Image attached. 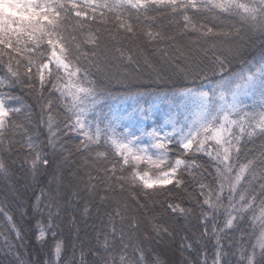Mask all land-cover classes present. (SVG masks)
Returning a JSON list of instances; mask_svg holds the SVG:
<instances>
[{"label":"snow or ice","instance_id":"6c2138e0","mask_svg":"<svg viewBox=\"0 0 264 264\" xmlns=\"http://www.w3.org/2000/svg\"><path fill=\"white\" fill-rule=\"evenodd\" d=\"M157 7L180 17L179 34L195 35L197 43L213 42L207 50L197 49L204 59L189 65L190 57L175 47V36L151 27L144 30L149 42L170 44L184 63L183 68L174 67L191 86L171 92L159 74L148 84L111 75L95 27L135 35L134 21L147 20ZM202 16L209 23L199 22ZM222 17L237 23H223ZM241 29L264 37V0H0V62L5 69L0 76V177L7 182L14 175L11 153L19 145L17 154L25 153L19 157V170L27 167L33 180L47 181L21 214H35L34 239L38 246L47 245V259L27 261L14 252L13 264H76L66 256L67 238L61 232L66 192L91 202V208L84 203L83 213L94 209L100 225L94 229L96 245L81 251L80 264H174L165 251L172 249L174 230L166 225L193 214L177 203L186 177L196 179L202 197L195 201L203 230L199 238L210 230L216 236L211 264H221L225 257L220 234L227 232L240 233L239 264H264V145L258 156L238 162L242 141L264 140V46L258 58L242 60L234 70L232 61L244 55L231 46ZM216 41L226 47L218 49ZM162 51L174 59L167 57L168 49ZM115 52L118 59L135 64L131 51ZM144 62L149 63L147 57ZM16 85L44 101V141L29 134L28 114L17 123L15 118L27 108L13 94ZM113 86L123 91H113ZM118 99L125 107L109 103ZM165 100L172 107L158 122V105ZM72 139L78 143L69 145ZM197 157H207L213 168L208 183ZM65 166L71 188L63 183ZM157 196L164 197L162 204ZM222 207L223 227L217 230L215 214ZM0 214L21 244L27 233L3 209ZM257 226L256 243L246 244ZM199 238L189 242L182 237L181 251L195 252ZM4 243L16 248L6 238ZM196 254L195 261L186 258L179 264H209L206 253Z\"/></svg>","mask_w":264,"mask_h":264},{"label":"trees","instance_id":"16d2710c","mask_svg":"<svg viewBox=\"0 0 264 264\" xmlns=\"http://www.w3.org/2000/svg\"><path fill=\"white\" fill-rule=\"evenodd\" d=\"M189 14L191 15V13ZM198 19L201 23H209L206 16L199 17ZM179 20L180 17L174 16L169 9L157 7L149 11L147 20L141 17L139 22L134 21L137 27L135 35L117 32L111 27L105 28L96 25L95 27L100 29L102 50H105V54L109 57L108 72L117 78L125 79V82L134 84H148L150 78L159 74L164 77L169 92H171L173 88L191 86L183 80L180 72L174 67V64L179 65L180 68L184 67V63H182L181 59L176 58L175 48L170 44L149 42L143 34L147 27H151L153 31H161L167 35L175 36V47L180 48L190 57V60L187 61L189 65H191L192 61L204 59L203 54L197 51V49L207 50L211 47L213 42L197 43V37L195 35L190 33L187 35L179 34L177 29V21ZM221 22L237 23L234 19L225 20L223 17L221 18ZM237 27H240V25L237 24ZM215 43L218 49L226 47L221 41H216ZM231 46L239 47L244 52L243 57L232 61L230 67H233L235 70L242 60H252L254 57L258 58L260 56L262 46H264V37H261L259 33L248 32L241 29L240 38L235 39ZM117 48H123L134 53L135 64H129L126 61L118 59L115 52ZM163 49H168L167 57L174 59L166 58L162 51ZM209 55H211V53H209ZM145 57L149 60L148 64L144 62ZM21 71H23L22 67ZM4 75L5 69L3 63L0 62V76ZM137 77L139 79H137ZM112 90L117 92L123 91V89L118 86H113ZM13 94L19 97L23 105L27 108V113L21 114L15 118L17 123L23 122L25 115L28 114L31 124L29 134L32 136H39V140L44 141L47 133V128L44 123L46 113L41 111V105L44 101L39 99L38 96L30 94L26 88L21 85H16L14 87ZM44 96L47 98L48 93L45 92ZM52 99H56V97L53 96ZM109 103L120 108L125 107V104L119 99L116 101H109ZM158 107L160 112H167L172 106L165 100L160 102ZM61 115H63L62 112ZM25 126L27 127V125ZM16 139H20L19 135H17ZM67 143L69 145H75L78 141L72 139L68 140ZM262 145H264V140L259 138H255L254 141H248L246 144L245 141H242V154L238 162L246 163L247 159L258 156ZM17 148H19V145H15L11 153L12 159L15 160V165L12 169L14 175L12 178L8 179L7 182H5L4 178L0 177V209H3L8 215H11L16 225L20 227L22 231L26 232L27 236L21 244H17L15 234L10 231L5 215L0 214V264H13L15 260V256L13 255L14 252L20 253L22 259L27 261L47 259L48 256L47 245L38 246L34 239L33 228L35 214L29 212L27 217H22L21 215L25 208L32 203L35 196L40 194L39 188L47 181L33 180L27 167H25L23 171L19 170V165L22 162L19 157L23 156L25 153L20 152L17 154ZM196 159L197 163L203 164L204 168L207 170L204 174V182L208 183L207 174L212 173L213 168L210 166V163L207 162V157H197ZM192 171L194 174L199 175L196 173L195 169ZM64 177L63 183L65 187L71 188L73 186V180L67 171V166H65ZM186 179L187 187L184 192L177 194L180 197L177 203H180L182 207L192 209L193 214L188 217H176L175 220L169 221L166 226L169 227L170 231L174 230L175 241L172 245V249L170 251L165 249V251L168 252V258H170L174 264H179V262L186 258L195 261L198 258L196 253H206L209 264H211V260L216 251L214 247L216 236H213L210 230L208 236L199 238L203 230L197 220L199 209L195 201L198 199L202 200V197L198 195L199 187L196 179L192 177H186ZM25 189L27 190L25 191ZM65 194L67 196V205L65 211L61 213V232H63L64 236L67 238L68 247L66 256L69 260L74 258L76 264H80L79 257L81 251H87L89 248L96 245L95 236L97 232L94 231V229H98L100 225L99 221L96 219V212L94 209L91 214L83 213L84 203H88V206L91 208V202H81V198H74L71 192H66ZM156 201L158 204H162L164 197L157 196ZM223 206H227L226 200L223 202ZM224 207L215 214L217 230L223 227ZM162 215L164 220H169L167 213H162ZM251 215L252 214L249 213L250 217ZM73 219L75 220L74 227L72 224ZM244 227L248 229L246 235L250 234V226L245 224ZM220 235L222 237L221 243L224 245L223 252L226 254L225 257H222L221 264H239L241 251L239 246L240 233L227 232L226 235ZM258 235L259 227L257 226L256 232L252 234L251 240L245 241V243L255 244L256 236ZM185 236L189 237V242H191L193 236L199 238L198 243L200 247L197 248L196 244H193L195 252L193 250L181 251L179 245L183 243L182 237ZM5 238L13 245H16V248L10 250L4 243ZM230 244L234 246L229 247ZM248 251H251V249L249 248ZM257 254L259 258V249H257ZM199 258L202 259L203 256H199ZM88 259H91V257H87L86 261Z\"/></svg>","mask_w":264,"mask_h":264},{"label":"rangeland","instance_id":"374dc122","mask_svg":"<svg viewBox=\"0 0 264 264\" xmlns=\"http://www.w3.org/2000/svg\"><path fill=\"white\" fill-rule=\"evenodd\" d=\"M169 111V110H168ZM167 111V112H168ZM167 112H160V110L158 111V113H157V117H158V121H160V122H162L163 121V119H164V117H165V114L167 113Z\"/></svg>","mask_w":264,"mask_h":264}]
</instances>
